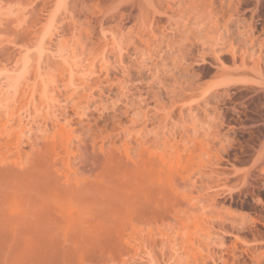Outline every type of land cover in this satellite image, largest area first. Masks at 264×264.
<instances>
[{
  "label": "rangeland",
  "instance_id": "1",
  "mask_svg": "<svg viewBox=\"0 0 264 264\" xmlns=\"http://www.w3.org/2000/svg\"><path fill=\"white\" fill-rule=\"evenodd\" d=\"M1 84L0 264H264V0H0Z\"/></svg>",
  "mask_w": 264,
  "mask_h": 264
},
{
  "label": "bare ground",
  "instance_id": "2",
  "mask_svg": "<svg viewBox=\"0 0 264 264\" xmlns=\"http://www.w3.org/2000/svg\"><path fill=\"white\" fill-rule=\"evenodd\" d=\"M103 64L105 65L106 64V60H105V58H103ZM62 64H64L65 66H66V71H67V73H69V79L70 80H72L71 81V83L73 82V78L76 76V74L78 73V68H77V65H76V61H73V62H71L70 61V59L68 58V59H66V58H64V60H63V62H62ZM65 66H63V67H65ZM103 67V66H102ZM86 69H89V70H91V71H89L88 70V72H86V73H83L82 74V72H81V74L78 76V78L77 79H80V84H82L83 86H85L86 85V79L88 78V76H89V74H90V72H92L93 73V71H92V69L90 68V67H87ZM85 69V70H86ZM64 70V69H63ZM101 70V69H100ZM107 70H108V68H107ZM65 72V71H64ZM80 72V71H79ZM83 72H85V71H83ZM94 73H96L95 71H94ZM88 74V75H87ZM92 76V75H91ZM90 77V76H89ZM90 79V78H89ZM88 79V80H89ZM88 80H87V85H88ZM78 81V80H77ZM96 82V81H95ZM73 84H75V83H73ZM77 84V83H76ZM80 84H78L79 85V87L80 86H82V85H80ZM8 86H10V85H8ZM7 86V87H8ZM77 86V85H76ZM13 88V87H12ZM9 89V88H8ZM7 88H6V86H5V84L3 85V84H1L0 85V94H1V96L0 97H2V95H3V97L4 98H0V107H1V110H0V112L1 111H3L4 113H0V120H3V123H2V127H1V129H2V132H4V133H2V134H4V135H6V138H7V140H5V141H7V145H9V146H14L15 148H17V149H19V147H20V143L23 141L24 142V140L22 139V137H24V135H26L27 134V131H29V132H31L30 130H27V125H29L30 124V126L32 127V118H29V122L30 123H27V124H25L24 122H23V117L21 116L23 113H27V115H29V116H32L31 115V111L29 110V107H28V103L27 102H25V103H23V104H18L19 106H17V104H16V102H15V100L13 99V95H14V93L16 92V89L14 88L12 91H7L8 90ZM10 90V89H9ZM10 93H12V94H10ZM9 94H10V96H9ZM45 97H49V96H45ZM11 99L10 101H7L8 99ZM46 100L48 99V98H45ZM44 100V99H43ZM45 100V101H46ZM42 106H43V104H41ZM40 105V106H41ZM42 106L40 107L41 108V110H42ZM45 106V105H44ZM39 107V106H38ZM37 107V108H38ZM57 107V106H56ZM50 104H49V101L46 103V106H45V109H46V117H47V115H50ZM59 108V107H58ZM57 108V109H58ZM63 108V107H62ZM80 108V107H79ZM39 109V108H38ZM60 109H61V107H60ZM40 110V109H39ZM41 110H40V112H41ZM62 110H64V109H62ZM45 111V110H44ZM57 111L58 110H56V113H57ZM59 111H61V110H59ZM64 111H66V110H64ZM63 111V112H64ZM74 111H76V110H74ZM78 111V110H77ZM38 112V111H37ZM55 112V111H54ZM63 112L62 113H60L61 115L60 116H62V114H63ZM69 112V111H68ZM56 113H53V114H56ZM66 113V112H65ZM75 113H77V112H75ZM52 115V114H51ZM50 115V116H51ZM59 114H57L56 115V118L55 119H51L52 120V125H54L55 127H57V129H56V131L54 132L53 131V134H52V136H50V138H51V140L52 141H55V142H53V144L52 145H50V147L48 148L49 149V152H48V155H50V154H52L53 153V155H55V156H57V157H55V159L56 158H58L59 157V155H60V157H61V152L59 151L60 150V148L58 149V145H56V137L58 136V134H60L59 132H61L62 130L64 131H67L66 130V126H65V124L64 123H60V118L59 117H57ZM66 115V114H65ZM73 115V114H72ZM53 116V115H52ZM64 116V115H63ZM66 116H68V115H66ZM22 117V118H21ZM55 117V116H54ZM65 117V116H64ZM71 117V116H70ZM78 117H79V114H78ZM13 119H17L18 120V125H17V127L16 128H13L12 130H11V128H12V126L10 127V121L11 120H13ZM66 119H69L68 117H66L65 118V121H67ZM72 120V119H71ZM70 120V121H71ZM64 124V125H63ZM30 127V128H31ZM62 129V130H61ZM61 130V131H60ZM48 134V133H47ZM46 135V134H45ZM25 137H28V135L27 136H25ZM15 138V139H14ZM50 140V141H51ZM70 141V140H69ZM68 141V142H69ZM22 142V143H23ZM26 143V142H25ZM65 146H67V147H65ZM65 146H63L64 147V149L62 150L64 153H66V154H68V153H70V148H68L69 146H68V143H67V145H65ZM62 147V148H63ZM69 149V150H68ZM125 149H127V148H125ZM48 151V150H47ZM59 151V152H58ZM69 151V152H68ZM63 153V154H64ZM72 153H73V151H72ZM72 153H70L69 155H71ZM62 154V155H63ZM180 154V153H179ZM125 158L122 160H117V162H116V164H114V168H115V166L118 164V166H121L122 168L124 167V165H126V164H128L129 163V161L127 160V156L129 155V153H128V150H126L125 151ZM145 155V154H144ZM182 155V154H181ZM65 156H67V155H65ZM52 156L50 155V158H51ZM59 157V158H60ZM68 157V156H67ZM65 158V159H67V161L66 160H64L65 162H66V164H67V162L69 163L71 160H69L68 158ZM177 157H178V155H177ZM177 157H176V159H177ZM46 158H47V156H46ZM69 158H70V156H69ZM179 158V157H178ZM19 159V158H18ZM52 159V158H51ZM181 159V156H180V158H179V160ZM17 160V159H16ZM150 160H152V163L154 162V157H150ZM158 160V159H157ZM18 161V160H17ZM64 161H63V163H64ZM160 162V161H159ZM158 161H156L155 160V162L153 163V164H155V165H160L161 166V164L159 163ZM52 163V162H51ZM54 163V162H53ZM132 163V162H131ZM149 163V162H148ZM163 163V162H162ZM71 163H69V164H67L68 166L70 165ZM164 164V163H163ZM50 165V164H49ZM65 165V163L63 164V167H65L64 166ZM130 165V164H129ZM113 166V165H112ZM117 166V167H118ZM127 166V165H126ZM132 166H134V164L132 165ZM153 165H151V167H152ZM67 167V166H66ZM70 167V166H69ZM137 167V166H136ZM162 167V166H161ZM112 168V167H111ZM144 168V167H143ZM117 169V168H116ZM115 169V170H116ZM152 169H153V167H152ZM112 170V169H111ZM122 170V169H121ZM127 170V168H125V171ZM134 170H135V167H134ZM158 170V169H157ZM118 171V170H117ZM119 172V171H118ZM123 172V171H122ZM133 172V171H132ZM139 172V171H138ZM138 172H136V173H138ZM112 173V172H111ZM53 174V173H52ZM115 174H116V172H115ZM59 176L61 175L62 176V174H58ZM69 175V174H68ZM57 176V175H56ZM55 176V177H56ZM70 176H71V174H70ZM104 176V175H103ZM114 176H116V175H113V177ZM139 176V175H138ZM67 178L66 179H68V177L69 176H66ZM78 177V176H77ZM101 177V176H100ZM105 177V176H104ZM108 177V176H107ZM110 177V176H109ZM65 179V180H66ZM70 179V178H69ZM69 179H68V181H69ZM78 179V178H77ZM77 179H75L74 178V180L76 181ZM107 179V178H106ZM71 180V179H70ZM99 180V179H98ZM103 180H105V179H102V181H100L99 183L101 184L102 182H104ZM109 180H111L110 178H109ZM60 181V180H59ZM93 181H96V180H94L93 179ZM92 181V182H93ZM57 183L58 182V180H56V181H54V183ZM70 183H71V181H69ZM74 182V181H73ZM72 182V183H73ZM81 183V181H80V179H79V181H76L75 182V184L71 187V186H69L68 184H66V189H65V194L66 195H68L69 194V196H71V197H73V193H76V192H78V198L80 199L81 197H80V194H81V192H80V190H74L75 189V187L76 186H79V184ZM66 183H68V182H66ZM71 183V184H72ZM106 183H109V182H107L106 181ZM111 183V182H110ZM61 185L62 184H64V182L63 183H60ZM103 184H105V182L103 183ZM92 185H93V183H92ZM57 186V185H56ZM69 186V187H68ZM91 186V185H90ZM94 186V185H93ZM103 186H106L107 187V185L105 184V185H103ZM92 187V186H91ZM100 187V186H99ZM102 187V186H101ZM58 188V187H57ZM60 189H62V188H60ZM78 189V188H77ZM96 189H98V187H96ZM102 189H103V187H102ZM54 190H55V187H54ZM71 190H74V191H71ZM100 190V189H99ZM63 191V190H62ZM61 191V192H62ZM57 192V191H56ZM83 193V192H82ZM60 195H62L61 193H60ZM58 196V197H61L62 198V196ZM76 195V194H75ZM148 195H149V193H148ZM77 196V195H76ZM76 196H74V198H75V200H77V201H79L77 198H76ZM82 196V195H81ZM84 196H86V195H84ZM83 196V197H84ZM175 196V195H174ZM66 197V196H65ZM64 197V198H65ZM59 198L60 200H62V201H64L63 199L64 198ZM69 198V197H68ZM66 199H67V197H66ZM65 199V200H66ZM82 199V198H81ZM71 200H73V198H71ZM75 200H73V201H75ZM83 200V199H82ZM68 201H69V199H68ZM67 202V201H66ZM72 201H69L68 203H69V206L67 205V203H66V208L64 209L65 211H67L66 209H67V207H72L71 209H69V211H71V210H73V209H75L74 208V205H77V207H76V209H77V214H75V210L72 212L73 213V215L75 216V215H77V217H78V215L80 214L79 212H80V205H79V203L77 202V203H73V204H70ZM81 203L83 202V201H80ZM177 203V202H176ZM175 204V203H174ZM63 205V204H62ZM62 205H59L58 207H57V209L58 208H60V209H62V208H64V206L62 207ZM71 205V206H70ZM73 205V206H72ZM176 206V205H175ZM62 207V208H61ZM79 210V211H78ZM59 211H61V210H59ZM63 213H65L64 211H63ZM70 212H68L67 211V214H66V216L69 214ZM61 214H62V211H61ZM70 215H72L71 213L68 215V216H70ZM72 215V216H73ZM63 216H65L64 214H63ZM65 216V217H66ZM67 216V217H68ZM73 216V217H74ZM71 217V216H70ZM69 218V217H68Z\"/></svg>",
  "mask_w": 264,
  "mask_h": 264
}]
</instances>
